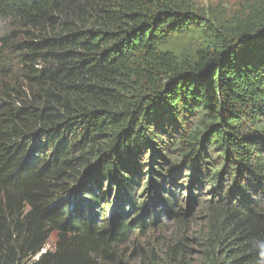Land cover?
<instances>
[{"label":"trees","instance_id":"obj_1","mask_svg":"<svg viewBox=\"0 0 264 264\" xmlns=\"http://www.w3.org/2000/svg\"><path fill=\"white\" fill-rule=\"evenodd\" d=\"M19 50L20 74L0 62V264H188L186 237L129 245L160 214L187 223L203 182L197 264H264V2L220 20L192 0H0V58Z\"/></svg>","mask_w":264,"mask_h":264},{"label":"rangeland","instance_id":"obj_2","mask_svg":"<svg viewBox=\"0 0 264 264\" xmlns=\"http://www.w3.org/2000/svg\"><path fill=\"white\" fill-rule=\"evenodd\" d=\"M197 7L206 10L207 14L214 15L220 20H231V19H243L245 18L249 13L252 7L259 3L264 2V0H192ZM194 37H192L193 39ZM185 40H179L175 43L176 48H189L192 44V39L184 38ZM10 55L13 54L15 57H1L0 62H4L3 65H7L9 69L14 70V74H20V67L23 65V61L21 62L20 57L22 58V51L19 50L17 53L9 52ZM19 55V56H18ZM1 80V78H0ZM4 82H8L11 86L16 85L17 83H14L13 81H10L9 79L6 80L4 78ZM14 83V84H13ZM24 82L22 79L20 80V86H24ZM191 168H189L190 170ZM144 180L141 188H143V185L145 184V181L149 182L152 180V177L145 172L144 174ZM184 184H186V181H184ZM187 189L188 193L186 191H182L179 189L178 196L182 200V198L185 196L187 198L189 195H191L192 190L190 188L184 187ZM211 188L210 186L206 185V183H202V189H199V187H196L193 190V198L195 197V201L199 198H206L211 196ZM142 192V190H141ZM139 191V193H141ZM148 195V193H146ZM184 196H181V195ZM199 196V197H198ZM111 198V197H110ZM113 198V196H112ZM192 202L191 204L182 201L181 204L184 206L185 209L190 210V205L193 206L191 215L187 218V223H180L176 224V220H174L172 217L168 218L167 215L160 214L159 217V227H156L155 230H150L146 235L139 236V238L135 239L131 245H129V248L131 252H134V246L137 245H148L150 247H156L159 251L161 248L165 249L166 243L168 240H177L179 238L186 237L190 241V248H189V254H188V264H197L198 260V254L197 250L199 249L200 239L199 236L203 233H205L207 222L204 217V214L201 212L200 205H198L197 202ZM110 201H106L103 204H108L106 208L108 209L110 206ZM105 207V206H104ZM129 209V208H128ZM103 213V210L101 211ZM137 211H134L131 215H134ZM104 214H102L103 216ZM106 217L108 216L105 214ZM104 215V217H105ZM56 240V235H53L51 238V241L48 244V247L53 246L54 242Z\"/></svg>","mask_w":264,"mask_h":264},{"label":"water","instance_id":"obj_3","mask_svg":"<svg viewBox=\"0 0 264 264\" xmlns=\"http://www.w3.org/2000/svg\"><path fill=\"white\" fill-rule=\"evenodd\" d=\"M88 171H90V169L85 170V171L83 172V174L81 175V177L78 179V182H77L75 185H73V189H71V190H69V191L67 192V195L64 197V199H67L69 196H71V195L74 194V192L76 191L77 187H78L81 183H83V182L85 181V179H86L85 177H86L87 175H89V172H88ZM192 201L194 202L195 199H193Z\"/></svg>","mask_w":264,"mask_h":264}]
</instances>
